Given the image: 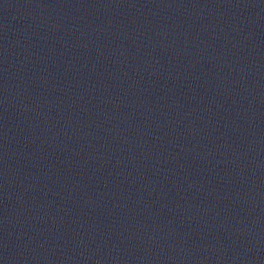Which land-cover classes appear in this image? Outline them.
<instances>
[{"label": "water", "instance_id": "obj_1", "mask_svg": "<svg viewBox=\"0 0 264 264\" xmlns=\"http://www.w3.org/2000/svg\"><path fill=\"white\" fill-rule=\"evenodd\" d=\"M0 180L172 264H264V0H0Z\"/></svg>", "mask_w": 264, "mask_h": 264}]
</instances>
